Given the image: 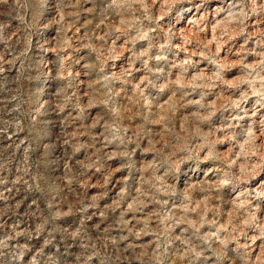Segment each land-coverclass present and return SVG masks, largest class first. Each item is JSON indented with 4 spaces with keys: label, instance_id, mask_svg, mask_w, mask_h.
Instances as JSON below:
<instances>
[{
    "label": "clouds",
    "instance_id": "1",
    "mask_svg": "<svg viewBox=\"0 0 264 264\" xmlns=\"http://www.w3.org/2000/svg\"><path fill=\"white\" fill-rule=\"evenodd\" d=\"M0 264H264V0H0Z\"/></svg>",
    "mask_w": 264,
    "mask_h": 264
}]
</instances>
